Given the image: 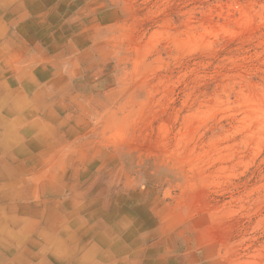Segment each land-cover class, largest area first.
Returning a JSON list of instances; mask_svg holds the SVG:
<instances>
[{
  "label": "rangeland",
  "instance_id": "374dc122",
  "mask_svg": "<svg viewBox=\"0 0 264 264\" xmlns=\"http://www.w3.org/2000/svg\"><path fill=\"white\" fill-rule=\"evenodd\" d=\"M0 115V264H264V0H0Z\"/></svg>",
  "mask_w": 264,
  "mask_h": 264
},
{
  "label": "crops",
  "instance_id": "0c3cea01",
  "mask_svg": "<svg viewBox=\"0 0 264 264\" xmlns=\"http://www.w3.org/2000/svg\"><path fill=\"white\" fill-rule=\"evenodd\" d=\"M6 118V117H5ZM4 119V117L3 116H1L0 115V120H3ZM0 135H2V134H0ZM1 159H4V158H6V156H2V157H0Z\"/></svg>",
  "mask_w": 264,
  "mask_h": 264
},
{
  "label": "bare ground",
  "instance_id": "6f19581e",
  "mask_svg": "<svg viewBox=\"0 0 264 264\" xmlns=\"http://www.w3.org/2000/svg\"><path fill=\"white\" fill-rule=\"evenodd\" d=\"M0 124H1V121H0ZM6 165L8 166V163H7V164H4V165H2V166L0 165V166H1L0 169H3V167H5ZM8 168H10V167H8ZM0 173H1V172H0Z\"/></svg>",
  "mask_w": 264,
  "mask_h": 264
}]
</instances>
